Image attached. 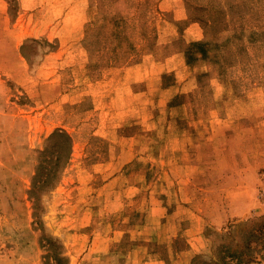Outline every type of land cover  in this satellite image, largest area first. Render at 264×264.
<instances>
[{
	"label": "rangeland",
	"instance_id": "374dc122",
	"mask_svg": "<svg viewBox=\"0 0 264 264\" xmlns=\"http://www.w3.org/2000/svg\"><path fill=\"white\" fill-rule=\"evenodd\" d=\"M0 264H264V0H0Z\"/></svg>",
	"mask_w": 264,
	"mask_h": 264
},
{
	"label": "trees",
	"instance_id": "16d2710c",
	"mask_svg": "<svg viewBox=\"0 0 264 264\" xmlns=\"http://www.w3.org/2000/svg\"><path fill=\"white\" fill-rule=\"evenodd\" d=\"M60 133L63 134V135H65L69 139H71V137L69 136V134H67L65 131L64 132L61 131ZM58 164H59V160L56 159V161L54 162V164L49 169V171H48V173H47V175L45 177V180H43L42 185H44V187H50V186H52L54 184V181L58 177V173H57L58 168H59V165ZM36 183L37 182L34 181V186L36 185ZM34 186H33L31 192H32L33 196L36 198L37 190H36V188H34Z\"/></svg>",
	"mask_w": 264,
	"mask_h": 264
}]
</instances>
